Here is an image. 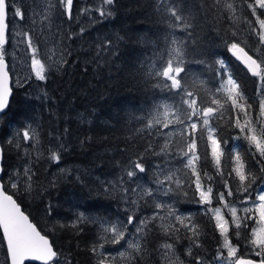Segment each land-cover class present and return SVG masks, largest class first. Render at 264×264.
I'll use <instances>...</instances> for the list:
<instances>
[{
  "label": "snow or ice",
  "instance_id": "obj_1",
  "mask_svg": "<svg viewBox=\"0 0 264 264\" xmlns=\"http://www.w3.org/2000/svg\"><path fill=\"white\" fill-rule=\"evenodd\" d=\"M115 3L116 0H98L74 16V0H40L39 4L33 0V11L27 19L31 25H42L41 31L50 30L56 24L58 29L63 27L67 41H83L89 29L81 24L74 31L72 24H79V17L86 16L94 26L114 15ZM241 6L246 7L253 19L240 11ZM27 7L23 0L19 3L0 0V118L9 107L13 82L19 87H31L29 81L34 76L45 85L38 86L39 92L34 98L47 102L51 100L46 88L51 75L66 72L79 59L77 54L70 62L69 58L77 53L72 43L61 42L42 49L33 39L36 29L21 23L14 35L20 37L17 43L26 44L29 50L30 62L25 63L29 73L13 81L6 59L9 55L6 45L13 34L9 16L12 21L23 22ZM154 11L163 31V49L156 48V58L144 62L142 68L148 82L163 98L150 105L148 118L137 131L156 129L155 134L164 140L158 151L151 141H146L142 150L137 148L123 162L116 161L119 172L114 181L101 182L102 190L109 196L115 193L124 205L122 217L88 216L81 212L70 226L77 235L83 231L81 225L97 228L96 239L88 248L93 264H150L154 255L159 257L155 264H264V187H260L264 184V0H239V3L237 0H155ZM210 16L216 21L230 22L223 43L257 79V98L246 95L245 85L237 80L223 58L211 62L205 59L208 53L200 40V20ZM60 18L67 22L66 26L57 22ZM241 24L246 28H241ZM244 31L255 37L252 46L240 38ZM89 49L94 54L86 57V65L99 67L105 54L116 55L111 38L97 40L88 48L81 45L82 51ZM103 62L107 63V59ZM189 65L206 66L218 83L209 86L210 82L191 72ZM34 124L35 120L29 121L6 142L17 150L24 163L11 173L0 165V240L5 248V264L30 261L61 264L62 258L63 264H72L50 241L49 235L21 210L14 194L6 191L10 187L15 192L42 195L47 188L35 165L41 159L59 164L62 153L67 151L64 137L69 130L66 127L62 131L58 128L49 131L48 143L44 144L39 125L34 127ZM225 129L238 130L231 138L245 141L249 146L247 151L239 145L228 149ZM148 135L154 133L148 132ZM88 139L82 140L81 146ZM209 145L214 174L207 168ZM5 151L0 147V161ZM120 151L127 152V148ZM172 161H179L182 167H170ZM251 161H255L256 167ZM59 171L62 175L69 172L64 168ZM149 172L151 179L145 183L141 174ZM5 176L7 184L3 182ZM56 183V179L50 180L48 187H55ZM217 185H222L224 190ZM193 186L194 197L188 202L203 206V214L210 216L214 231L219 233L211 257L204 254L206 250L197 251L204 248L200 224L175 206L181 198L189 197ZM145 208H151V214H144ZM51 211L48 205L45 214L51 215ZM52 227L55 230L57 225ZM153 237H159L160 242L153 244ZM185 241L187 246L181 251L179 246ZM117 245L119 250L113 254L112 248Z\"/></svg>",
  "mask_w": 264,
  "mask_h": 264
},
{
  "label": "trees",
  "instance_id": "obj_2",
  "mask_svg": "<svg viewBox=\"0 0 264 264\" xmlns=\"http://www.w3.org/2000/svg\"><path fill=\"white\" fill-rule=\"evenodd\" d=\"M237 2L239 3V0ZM97 3L98 0H74V16L81 8ZM154 5L155 0H116L114 15L101 20L94 26L88 22L86 16L79 17L80 23H73L72 30L78 31L81 24L88 28L83 41H67L64 39L63 27L58 29L55 25L52 40L54 41L55 36L59 39L56 45L61 42L72 43L77 53L69 58L70 62L77 54L79 59L71 63L66 72L51 75L46 84L51 100L47 102L34 98L39 92L38 86L45 87L44 83L36 81L34 76L29 81L31 87L27 85L19 87L13 84L9 107L0 118V144L6 149L2 166L8 173L20 167L24 161L17 150L6 142L29 121L35 120L34 127L39 125L44 144L48 143L49 131L56 128L62 131L65 127L69 130L64 137L68 148L62 153L61 162L55 164L41 159L35 165L40 180L47 188L42 195L15 192L10 187L6 188V191L14 194L22 210L30 216L39 229L49 235L54 246L68 256L72 264H93L88 248L96 239L98 231L94 225L84 224L81 225L83 231L77 235L76 230L70 226L77 214L83 212L88 216L104 215L113 218L123 216L124 205L115 193L111 196L106 194L102 190L101 183L115 180L119 172L116 161L123 162L137 148L142 150L146 141H151L158 151L159 144L164 140L163 136L155 134L156 129L137 131L143 128L148 118L150 105L163 98V94L158 93L148 82L142 68L144 62L156 58V48L163 49V31L158 24L159 17L155 14ZM240 11L253 19L246 7L241 6ZM95 15L93 13V16ZM97 19L100 18L97 17ZM58 23L65 26L67 24L62 18ZM200 24L202 48L208 53L205 59L211 62L216 58H223L231 67L237 80L245 85L246 95L257 98V79L249 75L232 58L223 43L225 31L229 29L230 22L216 21L210 16L207 20L201 18ZM240 27L246 28V25L241 24ZM117 37L123 39H116ZM104 38L114 40L116 55L105 54V57L101 58L99 67L95 64L86 65V57H91L94 53L91 49L87 52L82 51L81 45L88 48V45ZM240 38L249 46L255 43V37H250L248 31H244ZM9 45L10 42L6 48ZM249 54L253 53L249 52ZM105 58L107 63L103 62ZM189 70L208 80L209 86L218 83L213 72L204 65H189ZM164 131L167 132L169 129ZM148 132L154 135L149 136ZM237 132L238 130L225 129L224 134L229 137L228 149L239 145L242 150L247 151L249 146L245 141H236L231 138ZM85 138L90 139L81 146L80 142ZM121 148H127V152H121ZM206 150L209 160L207 168L214 174L215 170L210 162V145L206 147ZM251 163L253 167H256L255 161ZM173 165L182 167L179 161H172L169 166ZM61 168L69 170L68 174L62 175L59 171ZM177 174L182 175V173ZM141 175L145 183L150 181L151 172ZM53 179L57 180L56 186L48 187V181ZM3 182L7 184V176L4 177ZM230 183L235 184L238 181H230ZM217 187L224 190L222 185ZM260 187H264V184ZM193 197L194 186L189 189V197L181 198L175 206L180 213L192 215L200 224L204 233L201 237L204 248L197 251L206 250L204 254L211 257L215 253L216 238L219 233L214 231V222L211 221L210 216L203 214L202 206L188 202ZM48 205L52 208L51 215L45 214ZM213 206H216L215 203ZM151 211V208H145L144 214H151ZM53 224L57 225L55 230H53ZM60 224L69 225V227L61 228ZM0 237H2L1 233ZM159 242V237H153V244ZM0 244L5 259L2 240ZM186 246L185 241L179 247L182 251ZM117 250H119L118 245L112 248L113 252ZM158 259L159 257L154 255L150 264H155ZM61 264H63V258Z\"/></svg>",
  "mask_w": 264,
  "mask_h": 264
},
{
  "label": "rangeland",
  "instance_id": "obj_3",
  "mask_svg": "<svg viewBox=\"0 0 264 264\" xmlns=\"http://www.w3.org/2000/svg\"><path fill=\"white\" fill-rule=\"evenodd\" d=\"M17 2L19 3V0H17ZM23 3L28 6L27 11H26L25 21L21 22L18 19L12 21L11 20V14L9 16V19L11 21L9 27H10V30H12L13 34H11L9 36L10 45L7 48V52L9 53V55L6 57V59L9 63V67L11 69V73H12L11 75H12L13 81H15V79L17 77L27 75L29 73V69L25 66L26 62H30L29 61V55H30L29 50H27L26 44H18L17 41L20 39V37H16L14 35V31L19 27V25L21 23L24 24V26L26 28L31 26V27H34L36 29L34 36H33V39L35 42H37L40 45V47L42 49L46 50L47 48H51V47H53L54 44L56 45V41H59V39H57V37H55V36H54V41L52 40V34L55 32L54 26L56 24H53V26L50 30L44 29L43 31H41V29L43 28L42 25H40V24L31 25V22H30V20L27 19V17L31 16V14H32L33 0H23ZM39 3H40V0H37V4H39ZM60 19L57 22H59ZM13 84L16 85L14 82H13ZM202 208H203V206H202ZM251 226H255V225L251 223ZM113 254H115V251L113 252ZM250 257H252V256H250ZM0 264H5V259H4V256L2 254L1 244H0Z\"/></svg>",
  "mask_w": 264,
  "mask_h": 264
},
{
  "label": "water",
  "instance_id": "obj_4",
  "mask_svg": "<svg viewBox=\"0 0 264 264\" xmlns=\"http://www.w3.org/2000/svg\"><path fill=\"white\" fill-rule=\"evenodd\" d=\"M231 56H232V58L237 62V63H239L243 68H244V66H243V64H241L238 60H236V58L231 54ZM245 69V68H244ZM246 70V69H245ZM247 71V70H246ZM249 75H250V73H248ZM10 75H11V72H10ZM12 86H13V84H12ZM10 99H11V97L9 98V102H10ZM6 111H7V109H6ZM6 111H5V113H6ZM0 147H2L1 146V144H0ZM2 162H3V160L2 161H0V165H2ZM15 199V198H14ZM21 210H22V208H21ZM23 211V210H22ZM26 214V213H25ZM1 233V235H2V232H0ZM51 241V240H50ZM27 263H32V264H41V262H39V261H30V262H26V264Z\"/></svg>",
  "mask_w": 264,
  "mask_h": 264
},
{
  "label": "flooded vegetation",
  "instance_id": "obj_5",
  "mask_svg": "<svg viewBox=\"0 0 264 264\" xmlns=\"http://www.w3.org/2000/svg\"><path fill=\"white\" fill-rule=\"evenodd\" d=\"M249 258H255V257H249Z\"/></svg>",
  "mask_w": 264,
  "mask_h": 264
}]
</instances>
